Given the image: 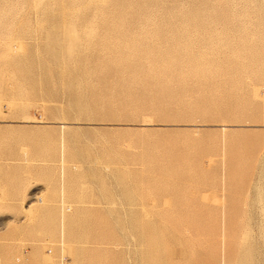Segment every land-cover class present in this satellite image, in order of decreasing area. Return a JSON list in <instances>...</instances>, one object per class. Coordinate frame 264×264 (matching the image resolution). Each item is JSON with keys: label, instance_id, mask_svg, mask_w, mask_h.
Here are the masks:
<instances>
[{"label": "rangeland", "instance_id": "rangeland-1", "mask_svg": "<svg viewBox=\"0 0 264 264\" xmlns=\"http://www.w3.org/2000/svg\"><path fill=\"white\" fill-rule=\"evenodd\" d=\"M0 264H264V0H0Z\"/></svg>", "mask_w": 264, "mask_h": 264}]
</instances>
